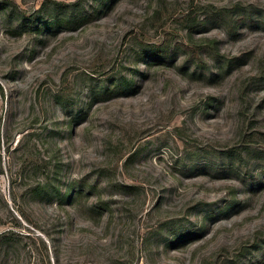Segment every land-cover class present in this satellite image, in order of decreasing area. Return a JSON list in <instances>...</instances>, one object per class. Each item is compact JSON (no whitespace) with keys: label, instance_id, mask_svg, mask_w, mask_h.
Returning a JSON list of instances; mask_svg holds the SVG:
<instances>
[{"label":"rangeland","instance_id":"1","mask_svg":"<svg viewBox=\"0 0 264 264\" xmlns=\"http://www.w3.org/2000/svg\"><path fill=\"white\" fill-rule=\"evenodd\" d=\"M0 264H264V0H0Z\"/></svg>","mask_w":264,"mask_h":264},{"label":"trees","instance_id":"2","mask_svg":"<svg viewBox=\"0 0 264 264\" xmlns=\"http://www.w3.org/2000/svg\"><path fill=\"white\" fill-rule=\"evenodd\" d=\"M73 6L72 7V13H71V16L70 17H67V19H66V23H68V24H74L75 23V21H76V19H77V15H79V14H76L75 12L77 11L76 9V5L77 4H67V3H65V4H61V6H64V7H69V6ZM37 17V14H29L28 16H26V15H24L22 18V20H24V19H28V20H30V19H35ZM56 20H54V22H55ZM183 21H184V23L186 24V27H188L189 29H194V28H196L197 26H198V24H200L199 22H198V20L195 18V16L192 14V11H190V13H188V14H186L185 15V17H184V19H183ZM159 49H161V48H159ZM164 50H165V48L163 47L161 50H158V53H159V51H161V53H164ZM191 51H192V54L196 57V54H195V51H194V49H191ZM198 60H200V58H198ZM39 192V190H36L35 191V193H38ZM73 192L71 191V190H68L65 194H64V198H70V199H72V197H73Z\"/></svg>","mask_w":264,"mask_h":264}]
</instances>
